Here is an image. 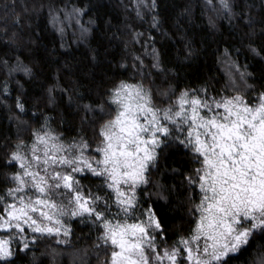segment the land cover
<instances>
[{
    "label": "trees",
    "instance_id": "1",
    "mask_svg": "<svg viewBox=\"0 0 264 264\" xmlns=\"http://www.w3.org/2000/svg\"><path fill=\"white\" fill-rule=\"evenodd\" d=\"M229 2L231 12L220 0H155L154 7L153 0H0V193L19 167L10 160L15 145L30 146L44 125L65 142L83 137L94 155L99 126L114 111L110 89L122 80L150 89L161 108L185 89H207L208 99L264 91V0ZM244 71L250 75L241 79ZM194 168L189 150L169 143L148 173L150 183L138 190L165 229L162 246L195 226L200 191L187 181ZM70 227L68 237L30 242L12 264L108 261L110 249L90 224L74 220ZM260 245L258 234L229 264L258 261Z\"/></svg>",
    "mask_w": 264,
    "mask_h": 264
},
{
    "label": "snow or ice",
    "instance_id": "2",
    "mask_svg": "<svg viewBox=\"0 0 264 264\" xmlns=\"http://www.w3.org/2000/svg\"><path fill=\"white\" fill-rule=\"evenodd\" d=\"M220 3L231 12L229 0ZM246 75L241 72V79ZM206 94L185 89L161 108L150 89L122 80L110 89L114 111L99 126L96 156L88 154V140L65 142L47 125L35 130L30 146L17 143L10 160L19 167L6 177L12 186L0 193V264H12L42 236H70L65 217H86L97 227V240L111 249L106 264H229L264 235V91L219 99ZM172 142L199 165L187 181L198 184L202 195L193 205L199 216L190 234L161 251L158 237L165 229L155 209L141 203L138 189L150 183V169ZM86 172L102 178L98 189L111 191L101 195L86 187L78 178ZM257 252L253 264H264V245Z\"/></svg>",
    "mask_w": 264,
    "mask_h": 264
},
{
    "label": "rangeland",
    "instance_id": "3",
    "mask_svg": "<svg viewBox=\"0 0 264 264\" xmlns=\"http://www.w3.org/2000/svg\"><path fill=\"white\" fill-rule=\"evenodd\" d=\"M224 62H225V63H224ZM222 65H223L225 71L227 72L230 66L226 63V60L223 61V64H222ZM172 103H173V102H172ZM221 111H222V109H221ZM92 156H96V153H95L94 155H92ZM197 167H199L198 164H197ZM78 178L81 179L82 183H83L86 187H91L92 190H93L94 192H95V191H100V194H101V195L104 194V191H109V192L111 191V190H107V189H105L104 191H101L100 189H98V188L96 187V185H98V184L101 183V179H102V178L94 177L90 172L80 173V174H78ZM197 186H198V184H197ZM140 187H141V186H140ZM198 187H199V186H198ZM138 190H139V189H138ZM199 191H200L199 198H201L202 193H201L200 188H199ZM199 201H200V200H199ZM144 207H145V206H144ZM112 211H113V212H116V211H117V208H116L115 206H113ZM198 216H199V214H198ZM64 219H65V222H66L67 224H69V225H71V223H72L74 220H80V221L86 222V223H88V224H90V225L92 226L93 230H94L95 233H96V236H98V234H99L98 231H97V227L94 226V225L91 223V221L88 220L86 217H65ZM28 231L30 232V230H28ZM37 235H39V234H37ZM52 236H55V237H57V238H61V237L64 238L63 234H61L60 236H57V235L53 234ZM158 239H159V237H158ZM100 243H101V242H100ZM164 247H165V246H162V245L160 244V250H161V251L163 250ZM109 249H110V248H109ZM110 255H111V249H110V254H109V259H108V261H110ZM184 258H186V252H185V257H184ZM103 264H106V262L103 263Z\"/></svg>",
    "mask_w": 264,
    "mask_h": 264
}]
</instances>
